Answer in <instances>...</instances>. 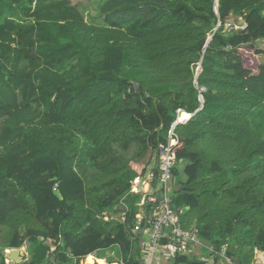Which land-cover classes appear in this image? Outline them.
Masks as SVG:
<instances>
[{
  "label": "trees",
  "instance_id": "16d2710c",
  "mask_svg": "<svg viewBox=\"0 0 264 264\" xmlns=\"http://www.w3.org/2000/svg\"><path fill=\"white\" fill-rule=\"evenodd\" d=\"M96 1L88 16L70 0H0V264L23 247V264H43L60 238V264H142L133 229L152 185L132 193L134 167L157 172L171 130L180 226L198 230L214 264H253L264 254V0ZM178 111L192 116L174 126ZM122 204L126 222L114 218Z\"/></svg>",
  "mask_w": 264,
  "mask_h": 264
},
{
  "label": "built area",
  "instance_id": "2783aa9c",
  "mask_svg": "<svg viewBox=\"0 0 264 264\" xmlns=\"http://www.w3.org/2000/svg\"><path fill=\"white\" fill-rule=\"evenodd\" d=\"M228 27L230 25H227ZM231 31V30H230ZM179 118L174 126L183 122L182 111H178ZM191 118L192 115H189ZM187 120V119H186ZM178 142L173 137V131H170L169 142L166 145L160 146L159 149V166L157 172H150L147 176L148 183L152 185L151 189L142 193V201L140 203V212L136 217V225L133 229L137 235L144 234L147 236V243L142 241V264H171L176 256L194 255L200 260L204 259L206 249L203 244L198 230L191 228L184 230L179 224V215L173 207L171 193L172 186V169L176 165L177 157L175 148ZM141 179H137L132 187V193H140L139 185ZM122 212H119L114 218L121 222H126L128 218V210L124 204ZM50 243V250L47 253L43 264H60L58 254L60 250H65L63 239L57 242ZM20 251V259L25 263L29 260V254L26 247L18 249ZM13 250H8L6 253H11ZM210 258L207 264H214L215 257L212 249H210ZM224 252V250H223ZM67 257H74L66 251ZM22 263V264H23ZM232 264L231 262H229ZM224 264V262H220ZM253 264H262L257 260Z\"/></svg>",
  "mask_w": 264,
  "mask_h": 264
},
{
  "label": "crops",
  "instance_id": "0c3cea01",
  "mask_svg": "<svg viewBox=\"0 0 264 264\" xmlns=\"http://www.w3.org/2000/svg\"><path fill=\"white\" fill-rule=\"evenodd\" d=\"M134 169L136 170V171H138V173L140 174V176H139V179H141V181H143V182H148V179H147V176H148V174H149V171L150 170H152V169H146V171L144 172V167H141V166H135L134 167ZM119 212H122V209L121 210H118V214H119ZM141 236H142V240H143V242L145 241L146 243H147V236L146 235H144V234H141ZM202 251H204L205 253V257H204V259H202V261H205L206 262V260L205 259H207V262H209V255L208 254H206L207 253V251H206V249H203ZM7 254H9V253H6V255ZM191 256V255H190ZM192 256H194V255H192ZM194 257H197V256H194ZM89 258H91L92 259V263L91 264H109L108 263V260H106V259H97L96 258V256H94V255H90V256H88V257H86L85 259H83L80 263H77V264H88V259ZM107 258H109V259H114L115 258V255L113 254V253H107ZM116 259V258H115ZM256 260L258 261V262H260V263H262V264H264V254L263 253H259V252H257L256 253ZM207 262H206V264H207ZM6 263L7 264H14L13 262H10V261H8V260H6ZM114 264H118L117 262H116V260H115V262H114Z\"/></svg>",
  "mask_w": 264,
  "mask_h": 264
},
{
  "label": "rangeland",
  "instance_id": "374dc122",
  "mask_svg": "<svg viewBox=\"0 0 264 264\" xmlns=\"http://www.w3.org/2000/svg\"><path fill=\"white\" fill-rule=\"evenodd\" d=\"M71 3L74 6L79 7L81 10H84L86 15H92L95 16L96 14V7H97V1L96 0H70ZM233 24V23H232ZM233 25L230 24V26L226 27L227 32L232 30ZM235 29H239V26H236ZM256 47L259 49V51H261V54L258 55V61L260 62V64H264V41H260L259 43L256 44ZM200 68V66H199ZM197 69V71L200 69ZM204 91V90H202ZM186 115V114H183ZM182 115V116H183Z\"/></svg>",
  "mask_w": 264,
  "mask_h": 264
},
{
  "label": "water",
  "instance_id": "95a60500",
  "mask_svg": "<svg viewBox=\"0 0 264 264\" xmlns=\"http://www.w3.org/2000/svg\"><path fill=\"white\" fill-rule=\"evenodd\" d=\"M216 7H217V3H216ZM216 11L218 12L217 8H216ZM199 69L201 71V65H200ZM200 71L198 70V74H199ZM182 121L185 122L186 119H183ZM179 123H181V122H179ZM6 260H8L10 262H13L14 264H22L23 263V261L20 259V251L18 249L17 250H13V251H11V253L7 254L6 255Z\"/></svg>",
  "mask_w": 264,
  "mask_h": 264
},
{
  "label": "bare ground",
  "instance_id": "6f19581e",
  "mask_svg": "<svg viewBox=\"0 0 264 264\" xmlns=\"http://www.w3.org/2000/svg\"><path fill=\"white\" fill-rule=\"evenodd\" d=\"M181 118H182V119H187V118H189V116H188V114H186V115H183ZM91 263H92V259L89 258V259H88V264H91Z\"/></svg>",
  "mask_w": 264,
  "mask_h": 264
}]
</instances>
